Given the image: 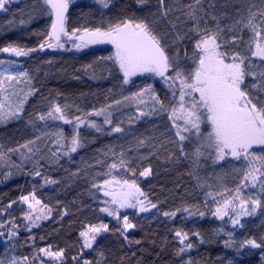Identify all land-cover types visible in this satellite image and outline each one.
Instances as JSON below:
<instances>
[{"label":"snow or ice","instance_id":"1","mask_svg":"<svg viewBox=\"0 0 264 264\" xmlns=\"http://www.w3.org/2000/svg\"><path fill=\"white\" fill-rule=\"evenodd\" d=\"M93 2L101 9L96 25L94 27L82 25L69 32L66 13L73 0H42V3L50 9L45 14L52 18L50 29L43 41L38 47L32 48L8 43L0 47V53L27 57L30 53L42 52L46 48L68 50L65 49L68 43H71L72 48L77 51L91 45L109 44L113 49L111 54L97 57L92 64L84 66V71L89 79H103L105 77L96 73L94 65L110 62L122 75L119 92L121 98L114 99L99 108L94 107L86 113L79 106H75L81 115H70L68 109L73 105H61L55 100L43 97L42 102L47 101V110L37 111L34 117L29 114L26 120V125L39 134L15 149H7V152L0 145V166L7 165L23 171V162L33 161V158L41 151L37 146L38 143L49 136L54 137L52 144L56 145L55 151L49 149L51 153L48 157L49 163L58 164L62 156L71 160L73 153L85 147L82 128L104 134L105 126H111L107 135L124 134L125 129L122 124L125 121L120 120L114 124V113H120L123 108L135 106L136 114L128 115L126 121L128 124H134L142 119L163 118L167 115L171 129L175 130V136L179 142L180 155L191 162V174L197 179L198 184L202 161L210 159L213 164H220L221 161L227 162L231 157L245 165L235 192L227 190L228 198L217 200L211 193L207 194L216 204L215 210L211 212L212 216L219 220L228 217L233 229H236L244 227L243 217L256 216L258 210L260 215H264V95H260L264 93V64L260 66L261 70L257 71L258 66L251 59L254 57L264 62V0H259V6L247 0L246 17L242 15L241 8H236V15L240 18L231 25L220 23L226 14L217 17L210 12H205L203 8L205 0H192V3L183 5V8L177 7L179 0H173L172 5H169L167 0H157L156 10L149 7L150 0H134L138 11L143 14L133 13L116 18L107 16L103 11L112 6L113 0H93ZM8 3L9 0H0V10H4ZM228 6H230L229 0H225L222 7ZM209 7H215V0H210ZM34 11L38 13L40 9L36 8ZM175 11H182L186 19L193 22L187 32L177 31L176 21H179L180 17L177 16L175 20L170 18ZM86 15L90 16L91 13ZM205 16L215 21V24L209 26ZM31 18L29 14V19ZM24 23L25 20L21 19L20 24ZM244 29L250 32L247 41H244L242 36L234 34L243 32ZM188 33H193L195 36L193 51L189 56L185 49L181 56L180 42L193 38ZM241 45L245 46L243 52L240 50ZM172 48H175L174 52L171 51ZM188 60H191V66H186ZM12 64L14 61L0 60V65ZM105 70L111 73V68ZM144 74L160 78L172 94L169 103H165L156 94L151 84H146L138 91L124 95L123 85L132 83L133 77ZM246 77H251L253 80L250 86L245 85ZM73 78L79 79V77ZM22 82L28 85L26 91L17 88V85ZM38 91L32 86V77L26 71L14 73L10 72L7 66L0 68V124L23 120L26 103ZM108 91L112 92V89ZM105 99L107 100L108 97L106 96ZM89 117H103V122L97 123ZM49 121H59L70 125L71 134L66 135L62 128H58L56 132L49 131ZM205 121L211 129L207 133L201 130V124ZM152 139V137L138 139L136 147H145ZM186 144L191 145V148H187ZM257 148L259 151L255 150ZM22 149L24 151H21ZM130 151H132L131 148L127 150L122 148L119 153H116L113 149H108L113 159L112 163L108 164L107 175L112 176V170L117 169L135 174V169L131 168L132 161L127 157V152ZM108 152L102 155L108 156ZM9 153H19L22 163L12 162ZM171 155L170 153L169 159ZM144 158L146 157H141V159ZM43 159L45 156L40 155L39 159L34 161L32 171L24 174L41 177L39 160ZM96 163L102 165L104 161L98 159ZM79 171L78 169L70 173V176L78 175ZM139 175L142 177L151 175V167L144 168ZM4 176L7 178L11 176V173H5ZM43 179L45 184L58 183L48 177ZM112 184H120L122 190L109 189L108 186ZM92 188L109 198L101 201L103 206L99 208V212L115 218L118 222L121 219V209L131 208L136 209L138 213H145L158 207L156 203L148 199L134 179H124L121 182L113 177L104 179L103 183H93ZM245 189L249 192L258 189V194H244ZM218 195L223 197L224 193H218ZM19 201L26 204L28 208L23 212V220L26 221L23 227L29 232L32 228L40 226L39 221L48 220L52 215L53 209L37 199L35 190L28 195L20 196ZM17 202L12 201L8 207ZM181 211L189 216L204 217L206 215L205 212L199 209L193 210L190 206L175 211H165L163 215L175 217L177 212ZM65 214L67 213H61V216ZM7 223L11 224L7 235L9 238L16 237L18 233L15 229L19 225L13 221ZM3 227L4 224L0 223V228ZM135 227L128 216L124 215L121 227L115 231L124 236L128 244H140L141 241H131L125 236V233ZM109 231H111L109 224L104 222L85 224L83 230L79 232L81 252L73 257L76 264H81V260L82 264H103L104 253L95 249L94 244L102 233ZM219 231L222 230H217L216 234H219ZM3 235L4 233L0 232V236ZM174 235L180 245L175 251L176 256H181L195 247L190 236L196 237L201 244L205 242L201 232L198 231L189 233L177 230ZM226 235L229 239L224 241V247L234 249L238 255H241L245 249H264V235L259 240L246 238L239 244L234 241L232 232H227ZM29 239L32 237L30 236ZM83 250L97 251L95 262L83 259ZM37 252L39 255L34 253L31 257L12 256L8 259H0V264H35L37 260L39 264H47L44 258L54 261L55 264H63L64 249L53 250L49 245L39 248ZM261 259L264 260V256ZM184 264H194V262L189 258L184 261ZM228 264H233V261L229 260Z\"/></svg>","mask_w":264,"mask_h":264},{"label":"trees","instance_id":"2","mask_svg":"<svg viewBox=\"0 0 264 264\" xmlns=\"http://www.w3.org/2000/svg\"><path fill=\"white\" fill-rule=\"evenodd\" d=\"M169 5L173 0H167ZM259 6V0H251ZM192 3V0H179L177 7ZM210 0H205L203 8L205 12L221 17L222 25H231L240 17L236 15V8L242 9V15L247 16V0H229L230 6L222 7L225 0H215V7H209ZM149 7L152 10L157 8V0H150ZM40 9L35 12L34 9ZM50 9L42 3V0H9L6 8L0 11V47L8 43H15L23 47H38L50 29L51 17L46 15ZM101 9L93 0H81L69 6L67 16V28L71 32L73 28L83 26L94 27L99 19ZM109 17L116 18L124 15H142L138 11L134 0H113L109 9H103ZM91 13L90 16L86 15ZM29 14L32 18L29 19ZM179 16L176 21L177 31L187 32L192 26V21L186 19L182 11H175L171 19ZM24 19L25 23L20 24ZM208 19L209 26H213L215 21ZM203 26V21H201ZM39 33V35H37ZM242 36L244 41L250 37V32L244 29L243 32L234 33ZM192 39H185L180 42L181 56L186 49L189 56L193 51L195 36L188 33ZM111 46H100L90 48L81 52L72 50L62 51H37L30 53L29 57L14 60L2 56L0 60L14 61L17 72L26 71L32 77V86L39 91L29 98L25 105L23 120H13L0 124V145L3 150L15 149L24 144L27 140L33 139L39 133L26 125V120L35 116L37 111L47 110V101L42 102L43 97L55 100L61 105H73L69 108L70 115H81L75 106H79L83 112H88L94 107L99 108L114 99H120V87L122 75L118 68L110 62H100L94 65V70L103 79H89L85 74L84 66L92 64L97 57L108 56L112 52ZM240 50L245 51V46L241 45ZM171 51H175L172 48ZM250 56V53H248ZM253 62L258 66L257 71L264 62L252 57ZM52 61V64L45 63ZM188 60L186 66H191ZM111 68V73L105 69ZM13 72V71H12ZM73 77H79L74 79ZM132 83L123 85L124 95L138 91L146 84H151L158 96L169 103L172 94L163 86L160 79L151 77H135ZM253 83L251 77H246L245 85ZM28 85L21 83L18 89L27 90ZM112 89V92L108 90ZM59 94V95H58ZM260 95H264L261 93ZM108 97L106 100L105 97ZM123 108L121 117L114 116V124L122 119V116L136 110L132 106L130 110ZM97 123L102 124V117H89ZM122 124L125 129L124 134L107 135L111 126H105V133H97L94 130H81L85 138V147L72 154L71 160L68 157H61L58 164L49 163L48 157L51 155L49 149L56 150V145L52 144L53 136L45 137L38 143L40 153L33 158V161H25L22 164L23 171L7 165L0 166V223L4 224L0 232V259H8L12 256L23 257L39 255L37 250L42 247L52 246L53 250L64 249L65 255L63 264H76L73 260L81 252V240L79 232L83 230L85 224H98L104 222L109 224L111 231L102 233L94 244V248L103 251L105 259L103 264H184V261L191 258L194 264H264L261 259L264 256V249H245L241 255L232 248H225L224 241L229 237L227 232L233 233L234 241L239 244L246 238H259L264 235V215H260L259 210L256 216L243 218V228L233 229L229 219L219 220L211 215L216 204L207 194L211 193L217 200L228 198L227 190L235 192L243 175L245 165L241 161L229 160L220 164H213L212 160L202 161L199 169V184L192 173L191 162L185 160L180 155L179 142L175 136V130L171 129V123L167 115L163 118L153 120L142 119L129 127ZM70 125L61 126L59 123L49 121V131L56 132L62 128L66 135L71 134ZM43 126L41 125V128ZM152 137L150 143L141 148H137V140ZM172 141H177L172 143ZM162 145V146H161ZM187 148L191 145L186 144ZM113 149L119 153L121 149L132 151L127 152V157L132 161L131 168L135 169V174L131 171L125 172L122 169L109 172L108 164L112 163L111 152ZM259 151V149H255ZM21 151H24L23 149ZM108 152V156L102 153ZM171 158L169 159V154ZM10 160L15 164H21L19 153H9ZM40 155L45 159L39 160L41 177L30 174L35 160ZM141 157H146L141 159ZM103 160L102 165L97 164V160ZM151 167V175L142 177L139 175L144 168ZM80 170L78 175L70 176V173ZM5 173L11 176L5 178ZM43 177H48L58 181L56 184H45ZM115 179L121 182L124 179L135 180L140 189L148 196L152 203L158 205L157 209H152L149 213L139 214L134 211L121 213V219H109L104 213L99 212L103 206L101 201L105 200L103 193L92 188L93 183H103L104 179ZM35 190L37 199L42 204L49 205L52 215L48 220L39 221V227H34L29 232L23 225L24 208L19 204V197L28 195ZM218 193H224L221 197ZM244 194H258V189L249 192L244 190ZM18 201L10 208L8 205L12 201ZM190 206L193 210L199 209L206 213L204 217L189 216L184 212H177L175 217H165V211H175ZM61 213H67L61 216ZM127 215L129 221L136 227L130 229L125 236L131 241L139 240L140 244H128L124 236L115 230L121 227L122 218ZM13 221L19 227L15 229L17 236L9 238L7 235ZM201 232L204 243H199L197 238L190 236L195 247L181 256H176L175 251L180 247L175 231ZM217 230L219 234H216ZM32 239H29V237ZM222 258V259H221ZM83 259H97V251L83 250ZM47 264H55L47 259ZM82 264V260H81Z\"/></svg>","mask_w":264,"mask_h":264},{"label":"rangeland","instance_id":"3","mask_svg":"<svg viewBox=\"0 0 264 264\" xmlns=\"http://www.w3.org/2000/svg\"><path fill=\"white\" fill-rule=\"evenodd\" d=\"M81 0H73V3H71V4H74V3H78V2H80ZM70 4V5H71ZM69 5V6H70ZM0 11H2V10H0ZM100 46H111V45H109V44H104V45H91V46H89L88 48H85V49H83V50H80V51H77V50H75L74 48H72V45H71V43H68V44H66L65 45V49H69V50H72V51H76V52H81V51H84V50H87V49H90V48H94V47H100ZM112 47V46H111ZM63 49H55V50H53V49H45L44 51H62ZM113 51V50H112ZM2 56L3 57H6V58H8V59H14V60H21V59H24V58H27V57H29V56H27V57H16V56H14V55H11V54H9V53H2ZM257 59V58H256ZM5 66H7L8 68H9V71L10 72H17V67L15 66V65H0V68H3V67H5ZM136 77H151V78H154V79H160L159 77H154V76H152L151 74H144V75H141V76H136ZM135 77H133L132 79H134ZM163 84V86L167 89V87H166V85L164 84V83H162ZM167 91H168V89H167ZM170 92V91H169ZM178 95V94H177ZM132 106H129V107H127L126 108V110L125 111H128V110H130V108H131ZM122 111V110H121ZM122 113L123 112H120V113H114V116H116L117 118L120 116L121 117V115H122ZM136 114V110L135 111H133L132 113H130V114H127V115H124V116H122V119L125 121L124 123V125L126 126V127H129L131 124H128L126 121H127V117H128V115H135ZM102 121H103V117H102ZM57 123H59L61 126H66L65 124H63L62 122H59V121H57ZM70 127V129H71V131H72V127L71 126H69ZM84 129H88V128H82L81 130H84ZM91 130V129H90ZM201 130H202V132H204V133H207V132H209L211 129H210V126L207 124V122L205 121L204 123H202L201 124ZM113 134H119V133H113ZM229 160H232L233 161V159L231 158V157H229L228 158V161ZM223 162H225V161H221L220 163H223ZM109 187V189H111V190H114V191H121L122 189H121V185L120 184H112V185H109L108 186ZM105 198V200L106 199H109V198H107V197H104ZM141 199H143V197H141ZM34 203V202H33ZM19 204L24 208V210L25 211H27L28 210V208H27V205L26 204H24L23 202H20L19 201ZM37 207H39V206H37ZM152 209H150L148 212H145V213H139V214H146V213H149L150 211H151ZM128 211H134V212H136V213H138L137 211H136V209H131V208H126V209H121L120 210V214L121 213H125V212H128ZM105 216H107L106 214H104ZM109 219H113V220H116L115 218H113V217H109V216H107ZM243 218H246V217H243ZM242 218V219H243ZM224 219H228V217H225ZM45 260H47L48 258H44ZM35 264H39V260H37V261H35Z\"/></svg>","mask_w":264,"mask_h":264}]
</instances>
